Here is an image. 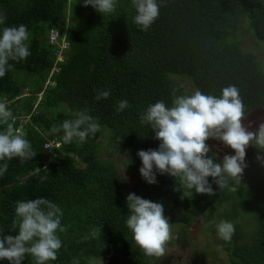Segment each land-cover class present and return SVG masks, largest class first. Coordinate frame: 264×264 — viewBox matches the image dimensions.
<instances>
[{"label": "trees", "instance_id": "16d2710c", "mask_svg": "<svg viewBox=\"0 0 264 264\" xmlns=\"http://www.w3.org/2000/svg\"><path fill=\"white\" fill-rule=\"evenodd\" d=\"M156 2L159 16L142 31L134 23L132 0H116L115 11L104 15L84 7V0H0V14L6 16L0 29L26 25L31 53L9 61L12 67L0 77V102H9L14 127L22 128L37 153L23 163L19 158L0 161L8 165L0 174V238L18 234L13 229L18 201L50 200L62 210L66 231L58 232L62 247L48 264H99L119 256L130 264L160 261L135 244L126 226L128 182L117 163L102 157L103 148L111 145L132 159L140 150H158L160 141L140 120L149 105L163 101L171 107L173 94L191 95L189 88L220 97L223 88L234 85L245 106L244 120L264 112V66L254 51L243 50L240 38L245 30L264 50V0ZM52 28L60 29L61 44L69 46L64 61H57L60 46L49 42ZM26 88L29 95L15 100ZM100 91L110 92L109 97L97 100ZM122 100L129 106L117 112ZM85 110L100 125L86 142H64L63 131H51ZM5 128L0 123V131ZM47 142L62 145L46 147ZM206 144L209 156L220 163L224 155ZM156 179L166 192L164 201L171 207L180 204L186 227L202 215L214 230L221 221L233 223L231 241L218 237L230 264H264L263 161L247 165L241 182L230 179L223 189L209 177L212 196L189 190L167 174L156 172ZM23 264L35 261L26 256Z\"/></svg>", "mask_w": 264, "mask_h": 264}, {"label": "clouds", "instance_id": "9594fccd", "mask_svg": "<svg viewBox=\"0 0 264 264\" xmlns=\"http://www.w3.org/2000/svg\"><path fill=\"white\" fill-rule=\"evenodd\" d=\"M88 6L102 15L111 14L115 11L116 0H84V7ZM132 6L137 13L134 17L135 25L140 30L147 31L159 16L156 0H132ZM5 22L6 16L0 14V25ZM28 39L26 25L0 29V77L5 76L12 67L9 61L24 60L31 54L26 43ZM48 39L50 44L60 46L57 61H64V54L69 46L62 48L60 29H50ZM54 73L56 72H51L49 79ZM48 83L49 80L46 85ZM29 93L30 90L26 88L15 100L27 97ZM43 94L44 92L38 94L35 110L41 104ZM109 95L108 91H100L96 99H107ZM128 106L127 100L120 101L117 112H122ZM244 107L239 90L234 85L223 88L220 97L205 95L197 90L191 95L173 94L171 107L166 106L163 101L149 105L141 114V124L151 127L160 145L158 150L138 152L142 161L139 170L142 178L148 184H156V172L167 174L175 179L179 178L185 188L209 196L215 195L209 177L219 189L228 187L230 179L241 182L247 167L246 148L252 145L264 152V123L259 124L255 131L246 128L242 124L245 119ZM32 115L33 113L25 117V123ZM74 116V119L65 120L59 127L54 125L51 131H63L64 142L77 139L84 143L90 134L97 133L100 125L86 110L77 112ZM10 119L12 122H9ZM0 123L6 125L0 131V161L19 158L23 163L37 155L25 138L22 128L14 127L12 113L3 102H0ZM210 138L221 141L235 154L225 155L220 163L214 162L206 144ZM57 143L60 142L54 144ZM256 159L264 161V157L260 155ZM7 167L6 162L0 166V174L6 172ZM126 203L129 210L126 226L132 232L135 244L146 257L164 256L166 245L171 239V225L164 216L163 204L143 199L134 193L127 195ZM62 216L60 207L48 199L18 201L13 221V229H18V234L0 238V261L23 264L26 256L32 257L35 264L55 261L62 247L58 232L66 231L61 225ZM234 232V225L229 221H221L217 225V235L225 242L231 241ZM92 235L95 236L96 232L93 231Z\"/></svg>", "mask_w": 264, "mask_h": 264}, {"label": "rangeland", "instance_id": "374dc122", "mask_svg": "<svg viewBox=\"0 0 264 264\" xmlns=\"http://www.w3.org/2000/svg\"><path fill=\"white\" fill-rule=\"evenodd\" d=\"M240 38L244 40L243 50L254 51L257 58L261 60L264 66V50H260L258 39L253 40L245 30L241 31ZM65 47L66 44L63 43L62 48ZM188 92L194 93L193 89L190 88ZM260 120L261 122L259 124L264 122L263 111L251 115L246 120L242 121V124L246 128H249L250 131H255L259 125L256 124V122ZM207 142L214 144V151L218 154L224 156L235 154L232 149L225 147L221 141L210 138ZM253 148L256 147L250 145L246 148V165L252 166L253 162H259L256 159L259 154H255ZM133 155L136 156V159L130 158L127 151L122 150L116 145L105 146L102 153L104 160L114 161L119 166L121 173L128 182L127 191L129 194L134 193L143 199L152 202H160L163 204L164 210H166L164 216L169 220L171 225V239L166 245L164 256L160 257V261L157 258L159 261L158 263L152 264H230L220 246L217 230L212 228L213 224L202 215L193 222V226L186 227L184 218L179 211L180 204L171 207L164 201L163 196H165L166 192L158 181L156 184H148L144 179H141L142 176L139 170L142 167V161L137 154ZM260 156L264 157V152H262ZM245 171L246 168L242 176H244ZM205 221H209L210 223H206ZM210 224L211 231L209 233L208 229ZM99 264L102 263L99 262ZM103 264L130 263L125 257L119 256L116 258H107L103 261Z\"/></svg>", "mask_w": 264, "mask_h": 264}, {"label": "built area", "instance_id": "2783aa9c", "mask_svg": "<svg viewBox=\"0 0 264 264\" xmlns=\"http://www.w3.org/2000/svg\"><path fill=\"white\" fill-rule=\"evenodd\" d=\"M61 144L60 143H57V144H54V143H52V144H47L46 145V147H54V146H57V147H59Z\"/></svg>", "mask_w": 264, "mask_h": 264}, {"label": "crops", "instance_id": "0c3cea01", "mask_svg": "<svg viewBox=\"0 0 264 264\" xmlns=\"http://www.w3.org/2000/svg\"><path fill=\"white\" fill-rule=\"evenodd\" d=\"M4 103H9V102L7 100H5Z\"/></svg>", "mask_w": 264, "mask_h": 264}]
</instances>
